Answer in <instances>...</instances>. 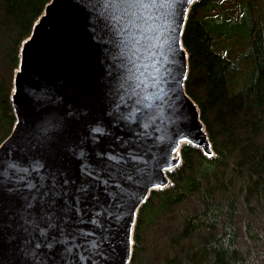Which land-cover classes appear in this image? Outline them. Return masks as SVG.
Masks as SVG:
<instances>
[{"label": "water", "instance_id": "95a60500", "mask_svg": "<svg viewBox=\"0 0 264 264\" xmlns=\"http://www.w3.org/2000/svg\"><path fill=\"white\" fill-rule=\"evenodd\" d=\"M195 1L45 4L0 142V264H128L137 210L170 184L180 146L213 154L184 91Z\"/></svg>", "mask_w": 264, "mask_h": 264}, {"label": "trees", "instance_id": "16d2710c", "mask_svg": "<svg viewBox=\"0 0 264 264\" xmlns=\"http://www.w3.org/2000/svg\"><path fill=\"white\" fill-rule=\"evenodd\" d=\"M48 1L0 0V142L21 42ZM181 41L213 154L180 146L170 184L137 210L128 264H264V0H196Z\"/></svg>", "mask_w": 264, "mask_h": 264}, {"label": "rangeland", "instance_id": "374dc122", "mask_svg": "<svg viewBox=\"0 0 264 264\" xmlns=\"http://www.w3.org/2000/svg\"><path fill=\"white\" fill-rule=\"evenodd\" d=\"M261 236H262V234H261ZM263 240H264V236H263V238H262L261 241H260L261 248H264Z\"/></svg>", "mask_w": 264, "mask_h": 264}, {"label": "snow or ice", "instance_id": "6c2138e0", "mask_svg": "<svg viewBox=\"0 0 264 264\" xmlns=\"http://www.w3.org/2000/svg\"><path fill=\"white\" fill-rule=\"evenodd\" d=\"M49 247H51V245H48Z\"/></svg>", "mask_w": 264, "mask_h": 264}]
</instances>
